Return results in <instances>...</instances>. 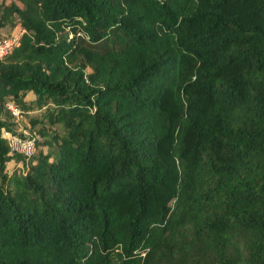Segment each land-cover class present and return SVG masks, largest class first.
Instances as JSON below:
<instances>
[{
	"label": "trees",
	"instance_id": "trees-1",
	"mask_svg": "<svg viewBox=\"0 0 264 264\" xmlns=\"http://www.w3.org/2000/svg\"><path fill=\"white\" fill-rule=\"evenodd\" d=\"M17 28L0 264H264V0L0 3Z\"/></svg>",
	"mask_w": 264,
	"mask_h": 264
},
{
	"label": "built area",
	"instance_id": "built-area-1",
	"mask_svg": "<svg viewBox=\"0 0 264 264\" xmlns=\"http://www.w3.org/2000/svg\"><path fill=\"white\" fill-rule=\"evenodd\" d=\"M24 32L22 28H17L11 34L3 39H0V58L4 57L8 53L11 52L13 47L17 45L21 34ZM9 109L12 110L14 115L18 114V110L14 108L12 105H8ZM3 137L7 139L8 145L10 147L11 152H18L25 156L32 155L34 151V142L29 140H22L21 138L14 136L10 133L4 132L2 133Z\"/></svg>",
	"mask_w": 264,
	"mask_h": 264
},
{
	"label": "rangeland",
	"instance_id": "rangeland-1",
	"mask_svg": "<svg viewBox=\"0 0 264 264\" xmlns=\"http://www.w3.org/2000/svg\"><path fill=\"white\" fill-rule=\"evenodd\" d=\"M9 1H10V0H0V3H3V2H9ZM22 129L27 130L26 128H22ZM25 130H24V133H27ZM8 166L10 167V166H11V163L8 164Z\"/></svg>",
	"mask_w": 264,
	"mask_h": 264
}]
</instances>
